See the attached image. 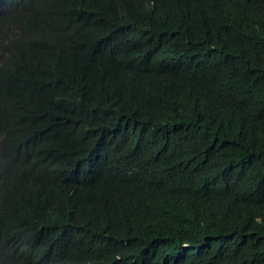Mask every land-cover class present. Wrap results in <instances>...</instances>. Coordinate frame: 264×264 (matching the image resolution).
<instances>
[{
    "label": "trees",
    "instance_id": "obj_1",
    "mask_svg": "<svg viewBox=\"0 0 264 264\" xmlns=\"http://www.w3.org/2000/svg\"><path fill=\"white\" fill-rule=\"evenodd\" d=\"M0 264H264V0H0Z\"/></svg>",
    "mask_w": 264,
    "mask_h": 264
}]
</instances>
